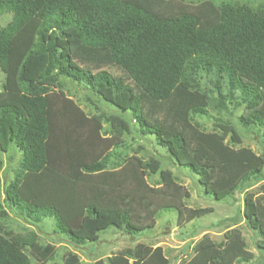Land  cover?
Masks as SVG:
<instances>
[{
    "label": "trees",
    "instance_id": "trees-1",
    "mask_svg": "<svg viewBox=\"0 0 264 264\" xmlns=\"http://www.w3.org/2000/svg\"><path fill=\"white\" fill-rule=\"evenodd\" d=\"M180 1L204 10L206 21L199 12L161 17L163 12L147 1L0 0V14L11 15L5 25H0V70L4 74L0 150L7 152L13 145L21 152L12 177L3 181L0 175V264H48L56 253V246L41 243L34 229L23 233L7 228L9 211L30 224L53 217L56 232L76 247L97 241L99 232L110 227L130 235L152 228L163 204L140 220L129 212L131 208L137 211L135 207L142 202L135 197L136 189L121 183L112 186L114 191L122 188L125 197L134 195L122 203L108 200L107 194L101 199L87 196V186L104 187L95 184L97 181L79 184V175L86 180L88 175L118 172L134 163L143 181L159 174V180L152 184L160 186H146L150 192L177 187L188 197L172 171L161 169L159 158L137 156L143 146L133 149L135 137L149 136L165 148L174 164L197 175L206 194L222 200L236 191L244 192L242 216L247 226L260 234L256 245L264 254L261 207L248 190L264 179V159L260 155V165L251 167L257 161L247 152L249 148L238 147L241 136L227 118L242 108L234 116L240 125L264 127V1L258 6L237 0ZM61 78L82 86L120 113H128L129 120L101 109L90 94L80 95L74 103L69 99L71 92L63 90ZM178 92L193 95L201 104L192 103L184 109L188 117L185 130L166 134L159 122L146 115L143 102L167 110ZM50 96L60 102L57 116ZM210 107L216 110V116L211 115ZM51 115L57 117L60 132L51 128ZM200 119H211V126H204ZM82 122L93 134L91 140L77 129ZM58 135L67 157L71 148L84 140L97 145V137L108 143L90 162L79 163L82 173L77 175L68 167L50 169L49 147L52 149L51 140L58 144ZM201 141L209 143L203 159L192 145ZM217 146L224 152L223 157H219ZM130 149L132 154H128ZM232 165L235 169L230 179L222 188H214L215 177L226 175ZM58 188L57 198L46 194L56 193ZM212 211V207H198L192 213L200 217ZM182 217L180 211L178 220ZM244 250L241 231L233 227L218 243L203 235L186 264H231L232 258ZM156 254L163 259L160 264H166L159 247L138 242L109 257L108 262L149 264ZM225 256L227 261H223ZM79 258L76 253L66 252L62 264H79ZM242 258L247 260L240 257L237 264ZM96 264L103 262L98 260Z\"/></svg>",
    "mask_w": 264,
    "mask_h": 264
},
{
    "label": "rangeland",
    "instance_id": "rangeland-1",
    "mask_svg": "<svg viewBox=\"0 0 264 264\" xmlns=\"http://www.w3.org/2000/svg\"><path fill=\"white\" fill-rule=\"evenodd\" d=\"M140 3L145 4L144 2L152 4L155 9L162 11L163 14L161 17H171L176 15L178 12L185 13H198L203 21H206L204 10L199 8L195 9V6L191 4L184 5L180 0H136ZM239 2H245L253 6H258L264 0H237ZM201 7V3L199 4ZM201 12V13H200ZM11 18L10 14H0V25H5ZM111 70V69H110ZM114 70V69H112ZM111 70V71H112ZM65 84L63 90L66 93L71 92L72 97H69L74 103L76 99L80 98V95L83 97L85 94H90L96 104L101 107V109L108 112H113L120 114L129 120L128 113H120L109 103H106L98 99L90 91H85L82 86H78L76 83L72 82L67 78H61ZM4 82V74L0 70V89ZM10 84L13 86V80L10 79ZM51 97L52 108L55 109V116L59 115L61 112L60 102L58 98ZM171 102L170 107L167 110L160 108L158 104L143 102L144 112L149 118H152L154 122H159L164 133H169L171 131H180L185 130V126L188 122L187 115H184V109L190 104H197L199 100L191 94H181L177 93ZM151 101V100H150ZM55 102V105H54ZM152 102V101H151ZM201 104V103H199ZM264 104V103H263ZM263 106V105H262ZM86 112L87 109L83 106H79ZM70 108V107H69ZM211 115L216 116V110L212 107L209 108ZM264 109V106H263ZM70 109H68L69 111ZM242 108L235 110V115L237 116ZM94 111V110H93ZM82 115V114H81ZM228 115V119L232 122L236 131L241 136V143L238 145L242 148H249L247 152L252 160L257 161L251 167H256L260 165L259 156L261 155L264 159V127L261 128H245L240 125L235 118L236 116ZM54 116V115H53ZM51 115L50 124L53 130H57L60 125H58L57 117ZM235 116V117H234ZM204 126L208 128L211 126V119H200ZM81 122V121H80ZM131 122V121H130ZM79 130L86 132V139L93 137L92 133L87 132V124L82 122L79 123ZM94 128L91 129L93 132ZM59 131V130H57ZM55 133H58V132ZM60 132V131H59ZM82 132V133H83ZM166 133V134H167ZM61 136V135H60ZM58 135V144L56 141L51 140L52 149L49 147L48 157L50 160V169H55L56 171L65 170L67 167L71 169L73 174L82 173L79 163L80 162H90L98 152L103 149V145L106 146L108 140H100L96 137L97 145H92L84 140V143L74 145L71 148L70 156L66 155V151L63 147V142H61V137ZM99 136L105 137L99 131ZM82 134L78 132V138L82 142ZM130 140V137L126 138ZM133 149L137 145H142L143 149L137 152V156H140L143 159H147L150 156L154 155L159 158L161 161V169H170L174 176L177 178L179 187L184 191H188V197L182 195V190L179 188H163L159 192H150V188H158L160 185L152 184L154 181L159 180V174H151L148 177H145L144 181L139 176V171L137 170L136 165L133 163L128 164L123 169L118 172L108 173L109 171L101 174H95L86 176V180H83V174L79 175L80 182L83 184L84 181H91L95 183L96 181L104 186L102 189L93 186H87L88 195L87 196H98L99 199L105 197L104 194H107L108 200L111 198L116 199L119 202L124 203L126 200L133 198L134 195H126V192L122 191V188L116 187L117 191L110 189L115 184L121 183V186H129L136 189L135 197L136 199H142L141 204L135 207L137 211L134 212L133 208L129 209V212L138 219H143L145 216H148V213L154 208L163 204L160 210H156L157 215L155 217L154 226L150 229H146L144 232L139 234H127L124 231H119L115 227H110L105 231L99 232L98 240L95 242H87L83 246L76 247L70 242H68L63 234L56 232L55 228V219L51 216L45 217L40 222L30 224L24 218L19 215H16L9 211L8 217L5 221L7 228H10L14 232H26L28 229H34V231L39 236V241L41 243H53L56 246V253L54 258L48 262V264H62L63 255L66 252H72L78 254L79 264H96L98 260H101L103 264H110L108 262L109 257L117 254L120 250L126 247H132L136 243L141 242L145 245L152 246V248L159 247L160 253L164 258L166 264H186L189 259L194 254L193 247L195 243L202 238L203 235H208L215 243L220 242L223 239L225 231L237 227L241 231V236L244 240L245 249L244 252H241L235 255L231 264H237V260L240 257H246L247 260L243 258L240 260L239 264H262L264 261L263 251L257 247L256 242L260 239V234L249 228L245 222V219L242 216L243 209V198L244 192L236 191L233 196L226 197L222 200L215 199L212 195L206 194L197 181V175L192 173L188 168L174 164L172 159L168 156L164 147L156 145L153 136H149L147 139H142L135 137L133 141ZM196 150V154H200L202 159L206 155L207 150L209 149V143L196 142L192 144ZM112 147V146H111ZM110 147V148H111ZM109 148V149H110ZM217 150H220L217 146ZM70 149V148H69ZM133 149L128 150V154L133 153ZM216 150V149H214ZM216 150V151H217ZM245 150V151H246ZM224 152L220 150L219 157H223ZM235 157H233L234 159ZM255 158L257 160H255ZM21 159V152L17 150L13 145L7 152L0 150V175L3 181L11 178L13 170L19 164ZM226 159H231L227 156ZM238 159V157H236ZM209 160V157H208ZM86 162V163H87ZM200 162V161H199ZM60 168V170H59ZM235 169L232 165L229 172L223 177H215L213 187L216 189L222 188L223 184L227 182L231 175L230 173ZM111 172V171H110ZM85 173V172H83ZM261 173L264 174V162L261 167ZM49 175H54V172L48 171ZM87 174V173H86ZM230 175V176H229ZM50 176H47V178ZM45 180V179H44ZM53 181V179H50ZM57 183V182H56ZM108 185V187H107ZM149 186L150 188H147ZM85 190V185H83ZM82 188V192H84ZM250 192L254 194V199L260 208V216L264 222V179L251 185L248 188ZM59 188L56 193L46 192L50 196H55L59 193ZM85 193V192H84ZM140 193V194H139ZM157 193V194H156ZM57 194V195H56ZM145 194L144 196H142ZM156 196V197H155ZM148 208H145V207ZM203 207H212L213 211L206 213L200 217L194 216L192 211L195 208ZM148 209V210H147ZM182 212V219L178 220L179 212ZM155 213V214H156ZM223 249V248H221ZM220 249V250H221ZM132 261V260H130ZM163 261L161 256L156 254L153 256L149 264H160ZM223 261H227V256L224 257ZM138 264H142V261H138Z\"/></svg>",
    "mask_w": 264,
    "mask_h": 264
}]
</instances>
